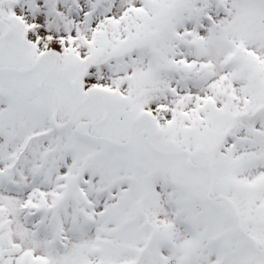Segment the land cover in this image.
<instances>
[{
    "label": "snow or ice",
    "instance_id": "6c2138e0",
    "mask_svg": "<svg viewBox=\"0 0 264 264\" xmlns=\"http://www.w3.org/2000/svg\"><path fill=\"white\" fill-rule=\"evenodd\" d=\"M0 264H264V0H0Z\"/></svg>",
    "mask_w": 264,
    "mask_h": 264
}]
</instances>
